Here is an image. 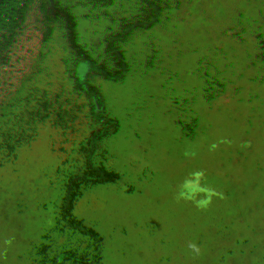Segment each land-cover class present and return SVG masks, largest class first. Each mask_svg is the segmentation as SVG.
<instances>
[{
	"label": "rangeland",
	"instance_id": "rangeland-1",
	"mask_svg": "<svg viewBox=\"0 0 264 264\" xmlns=\"http://www.w3.org/2000/svg\"><path fill=\"white\" fill-rule=\"evenodd\" d=\"M248 2L0 0V114L9 120L6 124L0 118V215L18 219L15 233L23 226L27 235V223L34 224L37 217L42 222L45 206L38 202L51 199L44 182L28 189L24 184L13 204L19 183L12 168L29 166L31 171L30 149L39 147L42 154L46 132L52 130V108L43 102L49 104L48 90L78 105H96L98 100L129 102L141 86L151 106L163 107L185 123L190 143L217 147L225 158H231L229 145L242 150L234 130L214 132L213 127L225 108L233 110L236 120H243L264 103V27L246 24L243 10ZM51 106L63 120L53 132H63L66 125L74 136L82 126L81 117ZM30 129L32 134L25 133ZM239 163L264 181V163L251 159ZM91 171L81 172L90 181L76 183L86 218L78 226L104 235L108 218L123 212L127 203L117 207L119 194L97 189ZM122 176L119 173L114 183L123 184ZM12 178H16L13 183ZM258 191L264 195V187ZM64 197L57 199L62 204L57 217L68 221ZM258 218L264 225V217ZM0 230L7 233L16 252V236L6 231L1 220ZM182 238L186 251L190 245L200 246ZM205 251L203 264L211 260L219 264L218 247ZM140 256L144 264H153L145 254Z\"/></svg>",
	"mask_w": 264,
	"mask_h": 264
},
{
	"label": "clouds",
	"instance_id": "clouds-1",
	"mask_svg": "<svg viewBox=\"0 0 264 264\" xmlns=\"http://www.w3.org/2000/svg\"><path fill=\"white\" fill-rule=\"evenodd\" d=\"M243 14L246 24L264 27V0H249ZM225 130H234L242 142V150L229 145L231 158L204 143H189L178 156L171 151L148 156L142 183L130 184L116 197L117 207L123 198L128 203L123 212L108 218L106 237L84 232L70 245L65 242L71 235L68 229L49 239L47 228L25 235L20 227L17 242L31 249L27 264H144L142 250L152 253L153 264H175L174 244L184 236L204 249L230 240L240 250L251 239L247 221L264 217V195L258 191L264 181L239 163L249 159L264 163V103L243 120L225 108L213 131ZM11 245L0 230V264H25Z\"/></svg>",
	"mask_w": 264,
	"mask_h": 264
},
{
	"label": "flooded vegetation",
	"instance_id": "flooded-vegetation-1",
	"mask_svg": "<svg viewBox=\"0 0 264 264\" xmlns=\"http://www.w3.org/2000/svg\"><path fill=\"white\" fill-rule=\"evenodd\" d=\"M47 92L46 94L50 100L49 104L46 101L43 102L52 108L49 117V125H51L52 130L46 132L47 139H44L46 143L43 145L44 151L42 154L39 147L33 150L30 149L29 157H31V163L33 164L31 171L28 170L29 166L24 169L21 168L22 166L12 168V171L17 175V179L12 178L10 182L13 183L16 179L19 183L14 201L16 202L19 199L18 197L25 187L24 184L28 189V186H36L37 183L44 182L51 199L38 202V204L45 206L43 220L41 222L40 218L37 217L34 224L27 226V232L31 231V233H34L33 235H36L38 231L47 228L49 231L47 238L51 239V234L68 229L71 235L66 238V243L72 242L76 236L82 235L84 232L93 236L101 235L94 234L78 226L79 222L86 218L83 214L84 204L78 202L79 192L77 187L80 185L76 183L84 178L87 182L90 181L88 179L90 176H82L81 172L92 170L97 189L108 188L122 195L129 186V179H136L137 182L142 183V177L148 174V156L161 151H171L173 155L178 156L185 149L190 143L183 125L185 123L170 115L163 107L151 106L145 100L141 86L136 88L135 93L132 92L133 96L129 102L112 103L99 102L98 100L96 105L93 103L78 105L76 101H71L66 96L52 94L49 90ZM51 104L57 107L60 106L63 113L72 112L81 117L83 120L82 126L74 136L70 131L71 128L66 127V125L63 132H53L55 125L63 120ZM2 116L0 114L1 120H5L4 122L7 124L9 120ZM0 130L2 133V126ZM25 133L32 134L33 131L30 129V132ZM53 134L56 135L51 138ZM45 149L48 152H45ZM121 172H124V176H122L123 184L114 183L115 177ZM0 175L2 176L1 172ZM20 179L25 182L20 181ZM0 182L2 184L1 178ZM110 195L112 196V193ZM62 197L65 198L67 203L68 221H63L57 217V209L62 207L57 199ZM123 202L128 203L127 198H123ZM13 204L15 207L17 202ZM89 217L93 220L92 214ZM0 220L6 231L16 236L14 226L17 223L14 221L18 219L15 216L8 218L1 216ZM260 221L258 217L255 221L248 220L247 229L251 230V223H253V228L257 229L259 233L263 232L264 228ZM248 232L250 233V231ZM96 233L99 232L96 231ZM104 235L106 237L108 233H104ZM182 241L183 238L181 237L174 244L177 252L175 264H203V258L206 257L205 249L193 244L186 251ZM258 244L260 251L262 248L264 249V244L261 242ZM223 250L222 259L218 260L219 264H234L233 257L227 254L224 247ZM228 251L235 253L237 251L236 245H229ZM30 252L31 249L26 246L24 248L19 246L16 251L25 264L32 258ZM140 253L148 256L150 262H153L150 251L142 250ZM213 262L214 260H211L205 262V264H213Z\"/></svg>",
	"mask_w": 264,
	"mask_h": 264
},
{
	"label": "crops",
	"instance_id": "crops-1",
	"mask_svg": "<svg viewBox=\"0 0 264 264\" xmlns=\"http://www.w3.org/2000/svg\"><path fill=\"white\" fill-rule=\"evenodd\" d=\"M124 176V172H121ZM95 177V176H94ZM136 180V179H133ZM129 185L132 184V179L128 180ZM139 185L141 182L134 181L135 183ZM27 226H29V223H27ZM262 227L264 228V225L262 224ZM27 229V227H26ZM248 235L251 237L249 241H247L240 250L235 251V253H232L228 251V246L233 245L230 240H226L220 247H218L219 251L223 252V247L225 248L226 252L230 257H233V260L235 261L234 264H264V249L260 251L258 248V243L260 238L264 239V230L263 232L259 233L257 229L253 228V223H251V230L247 229ZM262 243V242H261ZM264 244V243H262ZM235 255V256H232ZM231 262V261H229ZM233 263V262H232Z\"/></svg>",
	"mask_w": 264,
	"mask_h": 264
}]
</instances>
